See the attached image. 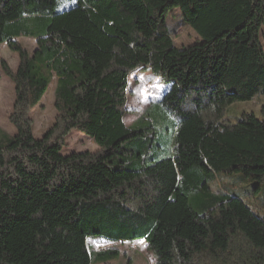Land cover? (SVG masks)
Masks as SVG:
<instances>
[{"label": "trees", "instance_id": "obj_1", "mask_svg": "<svg viewBox=\"0 0 264 264\" xmlns=\"http://www.w3.org/2000/svg\"><path fill=\"white\" fill-rule=\"evenodd\" d=\"M69 4L0 0V46L20 59L16 70L0 60L14 85L16 129L0 142V264H107L119 256L91 252L96 237L144 241L157 264H264V215L209 187L217 173L264 184V121L253 112L236 122L226 116L264 97V0ZM173 9L198 36L194 45L175 46ZM22 38L35 40L31 55ZM139 69L170 84L160 103L178 116L173 158L158 159L155 138L124 123L129 78ZM53 76L56 121L36 139L30 115ZM74 131L98 151L63 155Z\"/></svg>", "mask_w": 264, "mask_h": 264}, {"label": "rangeland", "instance_id": "obj_2", "mask_svg": "<svg viewBox=\"0 0 264 264\" xmlns=\"http://www.w3.org/2000/svg\"><path fill=\"white\" fill-rule=\"evenodd\" d=\"M58 1L60 2V0ZM69 1L68 8L76 0ZM60 9L66 8L60 7ZM167 25L177 48L181 49L194 45L199 40L196 33L184 24L179 9L171 10ZM260 36L264 47V26L261 29ZM19 41L30 55L37 48L33 39L22 38ZM0 60H4L12 70H16L20 63L19 55L7 48L6 45L0 46ZM56 85L57 77L53 76L52 83L41 104L31 112L33 135L36 139H41L56 121ZM169 87L170 84L153 75L150 71L143 69L135 71L129 78L128 112L124 115V123L134 131H144L148 136L155 138L154 147H158L156 148L158 159L174 157L178 116L166 114L160 103ZM14 100V85L4 74L0 65V142L4 139L3 134L10 137L16 134V129L9 119ZM191 110V105H187L184 107L183 112ZM243 112H253L259 119L264 121V97H260L253 102L237 103L228 108L226 116L230 121L236 122ZM153 150H150L149 153ZM85 151L94 153L98 151V147L85 134L74 131L67 137L62 154L69 155ZM209 187L214 193L226 192L237 196L256 214L264 215V184L248 179L240 173H217ZM189 203L198 210L201 199L191 192ZM88 247L91 252L117 249L120 252L119 256L110 260L107 264H157L154 253L141 240L111 242L107 238L96 237L88 240Z\"/></svg>", "mask_w": 264, "mask_h": 264}]
</instances>
